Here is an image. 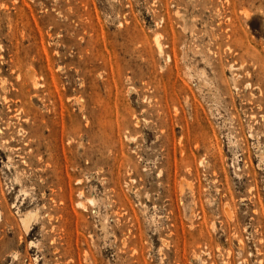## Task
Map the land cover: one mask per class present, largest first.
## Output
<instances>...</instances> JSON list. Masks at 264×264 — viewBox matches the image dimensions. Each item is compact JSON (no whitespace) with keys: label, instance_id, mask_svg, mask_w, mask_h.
<instances>
[{"label":"rangeland","instance_id":"1","mask_svg":"<svg viewBox=\"0 0 264 264\" xmlns=\"http://www.w3.org/2000/svg\"><path fill=\"white\" fill-rule=\"evenodd\" d=\"M0 264H264V0H0Z\"/></svg>","mask_w":264,"mask_h":264},{"label":"bare ground","instance_id":"2","mask_svg":"<svg viewBox=\"0 0 264 264\" xmlns=\"http://www.w3.org/2000/svg\"><path fill=\"white\" fill-rule=\"evenodd\" d=\"M157 43H158L159 48L161 49V44L159 43L158 40H157ZM59 69H60V68H59ZM61 69H62V68H61ZM34 86H35V84H34ZM36 86H37V85H36ZM81 101H82V99H81ZM261 156H262V155H261ZM261 158H262V157H261ZM254 213H255V212H254ZM26 214H27V213H26ZM28 214H29V213H28ZM30 214H31V213H30ZM29 217H30L29 215H26V216L23 218L24 220H23L22 224H25V225H26L27 222L33 218V217H32L31 219H29ZM30 222H31V221H30ZM29 226H30V225H29ZM24 228H25V227H24ZM26 228L28 229L29 227H26ZM240 242H241V241H240Z\"/></svg>","mask_w":264,"mask_h":264}]
</instances>
